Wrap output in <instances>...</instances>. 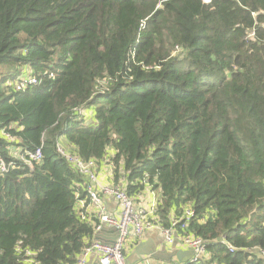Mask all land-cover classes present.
Returning a JSON list of instances; mask_svg holds the SVG:
<instances>
[{
    "label": "trees",
    "instance_id": "16d2710c",
    "mask_svg": "<svg viewBox=\"0 0 264 264\" xmlns=\"http://www.w3.org/2000/svg\"><path fill=\"white\" fill-rule=\"evenodd\" d=\"M57 145L154 193L147 220L205 243L187 264H264V0H0V264L96 240Z\"/></svg>",
    "mask_w": 264,
    "mask_h": 264
},
{
    "label": "built area",
    "instance_id": "2783aa9c",
    "mask_svg": "<svg viewBox=\"0 0 264 264\" xmlns=\"http://www.w3.org/2000/svg\"><path fill=\"white\" fill-rule=\"evenodd\" d=\"M209 3L211 0H203ZM36 78L33 76H21L16 82L17 89H23L28 85L35 84ZM8 135V134H6ZM57 151L61 154L80 174L87 178L85 188L88 194L87 200L79 201L80 207L92 209L99 219L95 226L97 233L106 230V236L103 239H96L88 243L76 264H85V259L92 252L99 253V264H127L124 248L130 237L139 239L146 230L158 228L162 234L163 240L169 245H179L181 248L191 250L193 254L186 262L178 264H187L193 262L205 253V243L202 239L195 237L186 232L177 233L174 225L178 222L175 220L170 227H161L158 224L147 220L149 215L154 211L155 204L153 201L149 204H140L135 207L132 199L117 185L100 183L98 180L97 166L94 161H83L78 156L65 152L61 146H56ZM41 158V148L26 151L21 159L30 166L33 162ZM8 165L0 157V168L6 170ZM112 197L118 210L116 213H110L105 208L104 197ZM147 205V206H146ZM193 215L191 209H186L182 217L180 228H186V222ZM229 248H231L229 246Z\"/></svg>",
    "mask_w": 264,
    "mask_h": 264
},
{
    "label": "crops",
    "instance_id": "0c3cea01",
    "mask_svg": "<svg viewBox=\"0 0 264 264\" xmlns=\"http://www.w3.org/2000/svg\"><path fill=\"white\" fill-rule=\"evenodd\" d=\"M90 119V112L85 114ZM98 180L100 183H104L109 178V169L98 167ZM146 197L144 200L145 204H149L153 201L154 193L146 192ZM105 208L110 213H116L118 210L116 201L112 197H104ZM141 202V204H144ZM106 230L102 233H97L95 239H103L106 236ZM138 249L142 252L150 251V254L142 253L140 259L135 260L132 264H178V258L176 255L170 256V253L175 250H188L186 248H181L179 245H169L163 240L162 234L158 228H152L146 230L143 236L139 239L130 237L125 244V257L131 255L134 250ZM99 253L92 252L88 254L85 259V264H99L98 263ZM189 255H183L182 260L186 262L189 260Z\"/></svg>",
    "mask_w": 264,
    "mask_h": 264
},
{
    "label": "water",
    "instance_id": "95a60500",
    "mask_svg": "<svg viewBox=\"0 0 264 264\" xmlns=\"http://www.w3.org/2000/svg\"><path fill=\"white\" fill-rule=\"evenodd\" d=\"M142 253H145V254H150V251L148 252H141L138 247H136V249L134 250V252L127 256L126 257V261H127V264H132L135 260H138L140 259V256ZM189 255L191 256L193 254V252L191 250H175L174 252L170 253V256L172 257L173 255H176V257L178 258V262H183L182 260V256L183 255Z\"/></svg>",
    "mask_w": 264,
    "mask_h": 264
}]
</instances>
